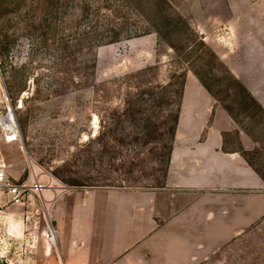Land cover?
<instances>
[{"label":"rangeland","instance_id":"rangeland-1","mask_svg":"<svg viewBox=\"0 0 264 264\" xmlns=\"http://www.w3.org/2000/svg\"><path fill=\"white\" fill-rule=\"evenodd\" d=\"M166 1L0 0V110L11 104L21 134L9 152L16 179L162 186L186 85H201L195 72L214 95L202 116L191 105L197 96L186 98L183 115L220 129L224 148L240 151L264 178V0ZM214 37L223 44L213 46ZM261 227L209 264H264Z\"/></svg>","mask_w":264,"mask_h":264},{"label":"crops","instance_id":"crops-1","mask_svg":"<svg viewBox=\"0 0 264 264\" xmlns=\"http://www.w3.org/2000/svg\"><path fill=\"white\" fill-rule=\"evenodd\" d=\"M198 31L202 35L208 29ZM212 41L215 47L223 44L215 37ZM226 44L234 47L229 39ZM189 88L186 85L183 93L162 186L51 183L38 194L29 193L22 203L0 190V261L209 264L211 254L220 248L262 230L264 178L240 151L224 148L220 129L205 130L207 119L183 115L191 95L197 96L191 97V105L203 110L201 116L209 110L208 91L201 85ZM1 143L0 164L16 179L17 174L8 171L13 163L9 152L16 151V145ZM48 225L53 227L54 242L46 237Z\"/></svg>","mask_w":264,"mask_h":264},{"label":"built area","instance_id":"built-area-1","mask_svg":"<svg viewBox=\"0 0 264 264\" xmlns=\"http://www.w3.org/2000/svg\"><path fill=\"white\" fill-rule=\"evenodd\" d=\"M2 141L7 143L21 141L19 126L11 104H6L3 110H0V143ZM43 188L44 184L37 179L31 181L29 177L25 179L12 178L5 170V165L0 164V190L9 193L13 202L22 203L29 193L38 194ZM46 237L54 242V231L51 225L47 226Z\"/></svg>","mask_w":264,"mask_h":264},{"label":"trees","instance_id":"trees-1","mask_svg":"<svg viewBox=\"0 0 264 264\" xmlns=\"http://www.w3.org/2000/svg\"><path fill=\"white\" fill-rule=\"evenodd\" d=\"M162 3L166 2V0H161ZM161 13V12H159ZM178 19L179 20H182L184 23L187 24V22L182 18V17H179L178 16ZM154 32H156L157 34L159 33V30L158 29H155L153 30ZM200 43L205 45V42L202 38H200ZM210 52L212 53V55L214 57H216V59L219 61V58L217 57V55L211 50L209 49ZM221 64V63H220ZM223 66V65H222ZM225 72L230 76V78L238 85V87L241 89V91L252 101L254 102V104H256V106H258L260 109H261V105L259 104V102L253 97V95L250 93V91L231 73V71L229 69H227L225 66L223 67ZM195 75L198 79V81L200 82V84L209 92L211 93L212 95H214V92H213V89H212V86L210 84V82L207 80V78H204L203 76H201L199 73L195 72ZM184 85H185V81L184 79H182V82L180 83V94H182L183 92V88H184ZM263 109V108H262ZM178 110H179V104H178ZM227 110L229 111L230 113V110L227 108ZM177 119H178V112H177V115L175 117V123H177ZM250 163V162H249ZM252 165V164H251ZM253 166V165H252ZM258 172V171H257ZM259 173V172H258ZM260 174V173H259Z\"/></svg>","mask_w":264,"mask_h":264}]
</instances>
